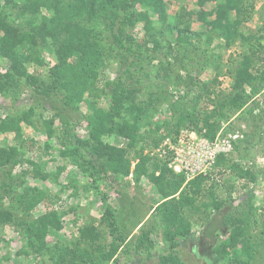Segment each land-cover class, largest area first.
I'll return each mask as SVG.
<instances>
[{"label":"trees","instance_id":"16d2710c","mask_svg":"<svg viewBox=\"0 0 264 264\" xmlns=\"http://www.w3.org/2000/svg\"><path fill=\"white\" fill-rule=\"evenodd\" d=\"M5 7H11L17 16H31L27 22L28 31H24L9 16L0 9V57L10 63L9 70L0 74V92L8 93L16 89L19 81L32 86L45 100L52 96L61 97L66 108L77 110L86 96L92 97L89 114L87 115V132L85 139L76 138V146L63 156H69L75 165L88 173L93 180V187L98 189L100 180L109 179V175L116 179H131L140 184L146 178L152 184L160 198L154 208L162 226L163 240L169 246L159 255L160 264H180L173 255L174 251L186 242L193 234L192 220L185 222L188 215L196 216L195 223L200 222L202 216L211 213H222L230 206L234 209V201L220 198L219 190L226 188L229 194L234 189L232 180L221 181L226 171H232V179L254 183L257 175L252 169L245 168L240 162L230 161L228 155L217 157L215 168L209 175H200L187 182L183 173H175L168 166L173 154L167 152L162 155H151L159 148L166 137H172L176 142L182 129H191L211 141L220 133L223 123L230 122L236 113L245 111L253 103L255 96L264 90V34H244L242 25L256 10L255 0H197L199 11L195 14L206 30L196 33L191 26L181 20L191 13H181L179 23L169 24L168 0H23L18 4L16 0H2ZM103 4L113 14L115 22L120 19L119 11L127 12L133 6H142L144 12L131 13L121 21L118 28L119 42L126 39L130 48L133 42L128 29L139 21L147 28L152 26L154 18L162 21L169 31L176 33L177 43L190 45L193 41L204 38L211 45L219 42L222 49L232 48L236 43L246 47L239 53L234 70L231 71L232 85L228 94L217 97L212 94L209 86L200 85L197 76L189 78L188 86L193 95L184 107L183 101L175 100L173 107L175 116L171 121L153 125V101L139 100L140 89L118 79L108 83L109 100L107 106H100L94 100L99 90L98 82L103 71L104 53L94 42L93 30L86 26L85 14ZM208 4H214L211 10H206ZM38 17L37 23L34 22ZM151 14L155 16L152 18ZM34 18V19H32ZM261 21L264 32V3ZM114 22V23H115ZM54 46L57 63L50 68L47 81H42L38 75H29V65L42 67L43 60L38 52L39 47ZM156 46V44H155ZM158 45L156 49H159ZM175 49L172 48V52ZM25 51V52H24ZM219 63V59H216ZM210 64V61H207ZM204 103V106L200 105ZM212 105L213 108H209ZM252 113L251 109H248ZM247 112V111H246ZM34 108L24 114L9 115L0 122V133L14 132L16 144L0 147V169L18 165L23 149L28 145L22 135V124L32 122ZM60 114L45 117L40 113L38 121L41 129L47 133L49 139L55 136V120ZM264 121V110H262ZM66 123V122H65ZM33 124V123H32ZM67 125V123H66ZM67 130H64V133ZM117 135L128 141L127 147L114 145L105 139ZM49 148V144H45ZM88 151L89 157L84 158L80 150ZM150 149L146 153V150ZM238 151L237 145L235 146ZM82 159V160H81ZM33 173L41 171L40 166L30 162ZM216 170V171H215ZM8 174V184L14 186V175ZM42 181L46 177L42 176ZM224 183V186H223ZM8 186L4 184V187ZM17 199L24 201L25 210L34 211L41 205L52 201L50 206H58V210H46L37 220L27 228L26 250H21L23 256H29L35 251L37 255L48 253L50 264H117L118 254L126 240L122 234H117L115 211L108 204L109 194L102 193L104 216L100 223H105L111 230L114 241L106 246L101 229H95L92 224H85L79 229V237L72 242V246L61 244L50 246L48 235L53 229L62 228L61 219L66 215L63 200L58 194L35 186H23ZM119 193V192H118ZM254 198H248L249 211L238 216L230 213L223 215L222 225L228 235L226 240L220 241L212 249L213 264H252L258 248L264 245V225L261 231L254 234L256 220L253 208ZM13 217L7 212H0V224L11 222ZM226 228V229H225ZM153 229L142 232L132 251L142 260L150 261L156 242L151 235ZM90 244L88 248L80 249L82 244ZM87 244V245H88ZM90 247V248H89ZM53 248V249H52ZM124 248V247H123ZM170 251L169 254H166ZM96 253V255H94Z\"/></svg>","mask_w":264,"mask_h":264},{"label":"rangeland","instance_id":"374dc122","mask_svg":"<svg viewBox=\"0 0 264 264\" xmlns=\"http://www.w3.org/2000/svg\"><path fill=\"white\" fill-rule=\"evenodd\" d=\"M16 2L21 4L23 0H16ZM263 3L264 0L254 1L256 10L251 19L242 25L244 34L252 33L260 36L264 34V32L260 33L263 27L261 21ZM168 6L170 27L173 28V24L179 23L177 19L180 18L181 13H191L181 20L180 29H183L184 23L190 25L191 30L196 33L205 32V26L195 16L199 11L197 0H168ZM213 6L214 4H208L205 9L211 10ZM0 9L16 25L28 31L27 22L31 16H17L11 7H5L2 0H0ZM144 11L142 6H133L127 12L119 11L120 19L116 22L113 14L103 4L85 14L86 26L93 30L95 36L93 40L105 57V66L98 82L99 90L94 97L98 105H108L109 88L105 85L123 79L127 84L140 89L138 95L140 101L149 102L148 100L151 99L154 102L151 112L155 126V124L173 120L175 100L183 101L182 104L186 106L188 99L194 93L188 86V77L197 76V82L200 85L209 86L216 97L218 94L222 96L230 92L231 71L235 69L239 53L247 50L246 47H240L241 45L236 43L232 48L222 49L220 45L218 46L219 42L210 45L204 38L193 41L190 45L177 43L176 33L169 31L166 25L152 14V18H155L151 27L147 28L144 22L139 21L128 29L133 47L130 48L125 38L119 42L116 38L124 17ZM38 17L40 14L35 18V23ZM262 42L264 43V39ZM158 45L160 48L156 49ZM172 48L175 49L173 52ZM38 52L44 65L42 67L29 65L28 73L38 75L45 82L48 80L50 68L57 63L54 46H41ZM216 59H219V63ZM207 61H210V64H207ZM9 67L10 63L0 57V74H5ZM92 99L86 96L77 110L68 109L62 104L61 97L53 95L52 99L47 101L39 96L38 92L25 80L19 81L16 89H11L8 93L0 92V122L9 115L24 114L30 108H34L35 112L32 122L23 123L21 126L23 138L28 143L20 156L21 162L18 165L0 169V212H7L13 217L11 222L0 224V264L51 263L47 252L37 255L32 250L29 256L21 254V250H26L27 228L49 209L52 202L49 201L32 212L25 210L24 201L17 199L23 186H35L48 190L52 194L56 193L64 202L63 205H59L64 206L66 210V215L61 219L62 228L53 229L49 233L50 246L55 244L72 246V242L80 235L79 229L85 224H92L95 229H101L104 236L103 244L110 245L115 237L113 238L111 230L105 223H100L104 216V203L100 195L104 192L109 194L108 204L115 211V222L119 232L117 234H122L126 240L119 250L121 252L118 254L117 264H160L159 255L169 245L163 240L162 226L158 216L153 214L154 208L160 202L155 187L146 178H143L140 184H135L132 177L116 179L109 175V179L99 181L98 189L95 190L93 180L88 173H84L78 165H75L71 157L62 155L63 152L74 149L76 138H87V115ZM252 102L245 111L234 114L230 122L223 123L219 134L222 139L229 135H243L242 138L234 140L233 150L228 154V159L240 162L247 169H252L257 175V180L254 183L244 184V181L232 179L234 176L232 171L228 170L226 174H223L221 181L228 179L231 182L232 180L234 189L229 194L223 187L218 193L223 200H233L235 207L230 209L228 206L218 214H204L198 223H195L196 216L188 215L185 222L194 221L193 234L173 253L180 264H213V247L228 238L222 225L223 215L228 213L245 215V212L250 209L247 201L251 196L254 198L252 200L255 203L253 217L256 220L255 229L251 231L257 234L264 225V121L261 117L264 110V90L255 96ZM204 103L203 101L200 107L204 106ZM209 108L213 106L210 105ZM248 109H251L252 113H249ZM40 113L45 117L56 113L61 115L55 120L56 134L51 140L38 123ZM64 130L67 131L64 133ZM182 130L188 133L193 131L186 128ZM168 138L172 139V137H166L159 148L151 152V155L159 154ZM15 139L14 132L0 133V147L16 144ZM105 140L114 145L128 146V141L117 135L107 137ZM46 143L49 144L48 149L45 146ZM236 145L238 151L235 149ZM149 150L147 149L146 153ZM80 153L84 158L89 157L85 149H81ZM31 161L37 163L41 171L33 173ZM10 170L15 179L13 187L8 184L7 173ZM42 176L47 179L42 181ZM4 184L8 186L4 187ZM152 229L154 231L151 238L156 242V248L152 259L144 261L143 257L137 256L132 249L140 234ZM87 244H82L80 249L88 248L90 244ZM169 253L170 251L166 252V254ZM252 264H264V245L256 251Z\"/></svg>","mask_w":264,"mask_h":264},{"label":"built area","instance_id":"2783aa9c","mask_svg":"<svg viewBox=\"0 0 264 264\" xmlns=\"http://www.w3.org/2000/svg\"><path fill=\"white\" fill-rule=\"evenodd\" d=\"M243 135H229L222 139L218 134L214 141L209 140L196 132L182 130L174 142L168 138L162 148V155L167 152L173 154L168 164L175 173H183L187 182L200 175H209L215 168L217 157L221 154L228 155L233 150V142ZM53 208L58 210V206ZM48 210H52L51 206Z\"/></svg>","mask_w":264,"mask_h":264}]
</instances>
